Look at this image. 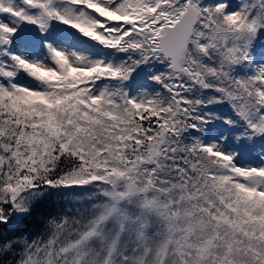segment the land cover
Here are the masks:
<instances>
[{"label": "snow or ice", "instance_id": "1", "mask_svg": "<svg viewBox=\"0 0 264 264\" xmlns=\"http://www.w3.org/2000/svg\"><path fill=\"white\" fill-rule=\"evenodd\" d=\"M0 264H264V0H0Z\"/></svg>", "mask_w": 264, "mask_h": 264}, {"label": "trees", "instance_id": "2", "mask_svg": "<svg viewBox=\"0 0 264 264\" xmlns=\"http://www.w3.org/2000/svg\"><path fill=\"white\" fill-rule=\"evenodd\" d=\"M216 107L219 108V109H220V108H222V109H226V108H223L222 106H216ZM220 110H221V109H220ZM226 111L228 112L227 109H226ZM38 215H39V214H38ZM31 227H32L33 229H35V230H39L38 225H35V224H34V225H32Z\"/></svg>", "mask_w": 264, "mask_h": 264}, {"label": "rangeland", "instance_id": "3", "mask_svg": "<svg viewBox=\"0 0 264 264\" xmlns=\"http://www.w3.org/2000/svg\"><path fill=\"white\" fill-rule=\"evenodd\" d=\"M237 2V0H233V3H236ZM221 109V111L223 112V113H225V111L224 110H226V109H222V108H220ZM226 114V113H225Z\"/></svg>", "mask_w": 264, "mask_h": 264}]
</instances>
